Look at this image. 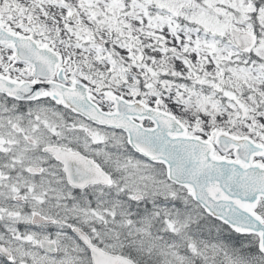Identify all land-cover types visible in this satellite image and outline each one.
<instances>
[{
	"label": "snow or ice",
	"instance_id": "obj_1",
	"mask_svg": "<svg viewBox=\"0 0 264 264\" xmlns=\"http://www.w3.org/2000/svg\"><path fill=\"white\" fill-rule=\"evenodd\" d=\"M0 264H264V0H0Z\"/></svg>",
	"mask_w": 264,
	"mask_h": 264
}]
</instances>
